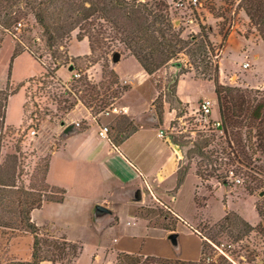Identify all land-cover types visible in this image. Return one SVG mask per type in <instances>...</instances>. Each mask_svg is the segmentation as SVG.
Masks as SVG:
<instances>
[{"label":"rangeland","instance_id":"374dc122","mask_svg":"<svg viewBox=\"0 0 264 264\" xmlns=\"http://www.w3.org/2000/svg\"><path fill=\"white\" fill-rule=\"evenodd\" d=\"M143 1L153 6L154 0ZM166 2L170 17L175 25L181 27L184 38L199 33V23L211 28L208 31L213 44L211 58L212 63L218 64L219 71L221 50L231 35L234 39L224 51L221 65L223 80H220L219 72V81L236 87L237 94L246 96L252 106L257 101L264 100V44L257 29L240 8V0H198L196 5L187 7H177L173 0ZM93 28L95 32L98 26L93 25ZM11 30L14 34H5L1 42L0 89H19L8 99L5 124L12 131L5 136L1 159L16 152L17 141L23 138L22 143H19L24 155L21 170L23 175L18 184L27 187V191L31 190L37 196L42 188L40 180L46 160L61 145V122H73L77 129L86 128L88 125L97 128L107 125V138L112 141L119 140L133 128L144 125L143 129L125 141L123 147L130 154L133 164L146 176L141 178L138 174L137 179L129 185L139 187L143 193L149 192L146 193V200L134 202L122 194L116 195L115 192L110 196L115 195L112 198V209L120 222L118 228H130L127 220L131 214L132 224L140 227L135 228V232H143L146 237L136 236V242L130 244V248L134 250H114L111 244L102 247L85 245L81 240L69 239L55 228L50 229L49 226H38L35 223L39 227L41 256L53 260H46L43 264H117L118 255L122 252L141 255L142 260L148 264H179V261L191 264H229L215 255L212 243L243 236L253 227L264 234V178L259 182L251 181L247 176L249 170L228 158L229 149L222 135L216 133L208 146L209 151L218 150V154L214 153L212 156L218 162L212 164L214 167L218 166L219 170H212L211 165L207 170L205 166L202 167L204 174L213 173L214 177L207 176V180H201L196 176V169L203 159L198 155L187 157L193 141L200 139L199 131L210 134V129L207 126L202 127L193 111L201 100L199 97L210 96L216 99L212 81L192 68L190 72L182 75V78L187 76L184 81L178 80L191 109H186L184 104L164 100L160 115L159 98H165V95L168 98L172 77L177 72L173 65L164 66L147 77L141 72L142 68L137 62L128 59L133 56L125 53L118 42L110 44V48L103 46L102 50L97 49L93 59L96 55H102L103 58L94 62L92 58H85L90 54V49L88 54L81 55L87 51V46L78 44L76 40L71 45V51L74 55L81 56H71L69 41L66 49L69 59L66 61L68 63H64L65 56L55 57L53 51L48 49L41 28L31 15L27 19L22 17L20 25L12 26ZM75 31L78 33V29H74L72 33ZM225 34L227 38L222 44ZM86 41L88 42L87 39ZM17 44L28 47L40 56V63L29 52H22L12 60ZM239 49L246 51L240 52ZM116 51L120 54V59L114 63L112 55ZM255 54L259 55L258 58L254 57ZM178 60L187 67L195 65V61L184 54ZM56 62L64 63L56 71V78H46L45 68L50 66L53 69ZM73 63L78 67L76 72L86 80L76 82L72 79L74 70H69L68 67ZM244 63H248L247 68L243 66ZM76 91L77 94H71ZM89 93L93 94L94 100L90 99ZM55 97L66 99L67 103L74 102L73 109L66 114L62 113L57 109ZM61 104L64 105V102ZM113 107L118 108L117 112H104L111 111ZM184 110L185 114L178 116ZM212 118H219L217 102L213 105ZM159 129H163L168 137L171 135L172 141L178 144L174 145L177 155L182 162L189 164L190 169L180 186L177 185L171 150L165 143L169 140L165 141L157 135ZM255 129V125L241 128L243 139L245 140L249 130L254 135ZM191 131L195 133L192 134ZM256 143L257 140L253 137L254 149ZM223 149L225 153H222ZM249 153L254 165L264 166L263 152L256 150L252 154V149H249ZM230 169L241 176V183H235L229 177L227 171ZM225 175H228L225 182L227 184L222 182ZM51 191L53 195L56 194L54 189ZM195 199L198 201V208ZM83 203L86 207L73 200L68 201L65 206L48 204L39 212V217L60 224L70 236L83 234L90 225L95 206L99 204L94 201ZM256 205L261 217L255 211ZM236 214L251 225L250 229L239 223ZM117 216L102 225L104 230L106 226L116 222ZM225 217H230V220L226 222ZM172 232L178 233L177 249L168 239ZM33 240V234L23 230L22 226H0V264L30 262ZM208 256L213 257V260L208 261ZM255 264H264V252Z\"/></svg>","mask_w":264,"mask_h":264},{"label":"trees","instance_id":"16d2710c","mask_svg":"<svg viewBox=\"0 0 264 264\" xmlns=\"http://www.w3.org/2000/svg\"><path fill=\"white\" fill-rule=\"evenodd\" d=\"M239 6L249 18L250 23L257 29L264 44V0H240ZM168 7L169 5L166 0H154L153 6H150L149 2L143 0H0V49L3 36L5 34L13 35L14 32L11 30V27H16L22 17L27 19L29 15L34 18L37 26L41 28L44 42L48 49L53 51V56H65L64 63H68L66 62L69 59L66 49L74 29H78L76 36L78 41L84 38L88 40L90 54L85 58H92L94 62H98L103 58L102 55H96L93 59L97 49L102 50L103 46L107 49L110 48V44L118 42L123 46L124 52L133 56L142 70L148 75H153L167 65H173L177 69L171 80L172 86L168 98L166 95L165 98L158 97L161 105L159 107L160 112L158 111L160 115L162 114L164 100L169 103L174 101L178 104H184L187 109L188 104L181 101L177 95L176 88L178 80L182 75L190 72L193 68L195 72L213 82L219 119L221 121L218 129L223 131L222 138L229 149V153H227L228 158L243 168L248 169L250 172L247 171V176L251 181H261V178H264V166L254 165L249 149H252V154L256 150L264 153V100L257 101L252 106L246 96L237 94L236 87L221 83L219 81L218 64L212 63L211 58V55H213V44L208 35V31L211 28L199 23V33L191 34L186 39L182 36L183 31L181 27L175 25L170 17ZM93 25L98 26L95 32H93ZM226 38L227 35H223L222 44L225 43ZM22 52H29L40 63V56H37L28 47L20 46L19 44L14 48L12 60ZM182 54L194 60L195 65L187 67V65L185 66L181 63L178 59ZM64 63L56 62L53 69L47 66L44 76L46 78H56V71ZM73 67L74 71L78 70L77 65L74 63ZM72 79L76 82L86 80L80 76L79 78H75L74 75ZM18 89L19 87L15 91ZM86 90L90 89L86 88ZM15 91L7 88L0 89V226L7 228L22 226L23 230H27L33 234L31 261H26V263L17 262L16 264H40L46 260H53L41 256L40 239L38 236L39 227L32 221L31 212L36 208H40L46 200L61 202L64 199L66 190L52 186L46 180L50 157L44 165V173L40 180L42 188L37 196L31 190L27 191V187L18 184L20 180L22 181L21 177L23 175L21 170L24 155L20 146L23 138L17 141L16 152L8 154L4 159H1V148L5 136L12 131L5 124L7 103L9 97ZM93 91L98 95L100 94L96 90ZM74 93L77 94V91L71 92V94ZM89 97L94 100L93 94L89 93ZM54 101L58 104L57 109L64 114L72 110L75 105L74 102L67 103L66 99L60 100L56 99V97ZM62 102H64V105L61 104ZM184 112L186 110L178 116H182L185 114ZM253 125L256 128L255 134L251 135V130H249L244 140L241 128H251ZM136 130L137 128H133L128 134L116 141L108 139L113 147H118L120 142ZM199 133L200 139L198 138L199 141H193V147L188 151L187 157L189 155L190 157L198 155L203 159L197 165L196 176L201 180H207V176L214 177L215 175L208 172L204 174L202 171L203 166L206 167V170L209 165H211L212 170H219L218 166H213L218 160L216 161L212 157L214 153L218 154V150H208V146L213 141L216 133L212 129H210L209 135L206 134V131H199ZM253 137L257 140L255 149L252 145ZM174 145L178 146L176 142L172 141L170 148L174 156L177 185L180 186L190 167L188 163L181 161ZM222 153H225L224 149ZM228 172L229 170L227 174H229ZM227 177L228 175H225L222 178L223 183L227 182ZM256 188L255 190H258ZM51 189L55 190V195L52 194ZM255 208L261 217L258 206L256 205ZM235 216L240 224L250 229L251 225L247 221L237 214ZM225 220L228 222L230 217H225ZM64 244H68V242L65 241ZM122 263L148 264L145 260H142L141 255L125 252L120 253L117 258V264ZM178 263L191 264L181 261Z\"/></svg>","mask_w":264,"mask_h":264},{"label":"crops","instance_id":"0c3cea01","mask_svg":"<svg viewBox=\"0 0 264 264\" xmlns=\"http://www.w3.org/2000/svg\"><path fill=\"white\" fill-rule=\"evenodd\" d=\"M76 33V31L72 33V38L69 44V52L71 56H81L88 54V42L86 41V39L78 41L76 39ZM233 39L234 38L229 35L226 46H224L221 50V57L219 60V72L221 81L223 80V71L221 69V65L224 59V51L233 41ZM75 40L78 44H86L87 51L83 52L81 55H74L71 51V45ZM239 51L245 52L246 50L239 49ZM258 56V54H255L254 57L258 58ZM128 59L132 62H137L134 57H129ZM141 72L145 74L144 76H149L143 70H141ZM182 77L180 78V81H184L187 76H185L184 78ZM178 96L182 102L187 103L188 107H190V103L187 99L184 98L182 94L179 83ZM206 97L212 98L210 96H201L199 97V99ZM150 127L157 128L154 126ZM143 128L144 125H140L135 132H133L122 142H120L118 147H113L108 138L100 137L98 134L99 127L97 128L93 125H88L86 128H78L76 132L68 136L61 135L60 147L54 149L51 152L46 180L50 185L64 188L66 190L64 199L61 202L47 200L44 201L40 208L32 210V221L38 226H49L50 229L55 228L59 232L66 234L69 239L81 240L85 245L93 244L102 247L103 245L111 244V246L114 247V250H134L133 248H130V244H132V242H136V236L145 235L143 232H135V230H137L135 228L140 229V227L132 224L131 214L129 215V218L127 220V224L128 226H130V228L127 227V229L125 230L124 228H118L120 222L118 220L116 212L114 211V209H112V198H114L115 195L114 197L110 195L114 194L115 192L116 195L122 194L125 197L129 198L131 201H134L132 200V192L134 189L139 187H135L129 184L137 179L138 174L141 178H146V176L143 175L142 170L140 168H137L133 164L132 160L129 158L130 154L123 147V144L126 140L139 132L138 130ZM165 143L170 148V142L166 141ZM171 160L173 161V169L175 171L174 156L172 154V151ZM148 189L152 191L150 187ZM128 190L131 191L129 192ZM146 193L149 192L146 191ZM146 193H143L141 191L142 199L140 201L134 202H143L144 200H146ZM70 200H73L76 204L82 205H84L83 201L87 203H89L90 201H94L95 203L104 204L112 210V214L108 215L100 221H95L92 213L91 219L89 221V227L86 228L83 234L74 236L68 235L60 224L54 223L48 218L42 219L39 217V212L44 210L48 204L55 206H65ZM197 202L198 201L195 199V205L198 208ZM114 216H117L116 222L106 226L104 230L102 225H104L105 223H109L110 219L114 220ZM114 235L117 236L114 237ZM97 257H99V255H97ZM43 262H41L40 264H43Z\"/></svg>","mask_w":264,"mask_h":264},{"label":"built area","instance_id":"2783aa9c","mask_svg":"<svg viewBox=\"0 0 264 264\" xmlns=\"http://www.w3.org/2000/svg\"><path fill=\"white\" fill-rule=\"evenodd\" d=\"M197 1L198 0H173V3L177 7H187V5H196ZM243 66L247 67L248 63H244ZM73 75L75 78L80 76V74L76 71H73ZM215 103V99L209 97L202 98L198 102V106L193 111V114L196 116L198 122L202 124V127L207 126L208 129H212L215 133L222 135L223 131L218 129V127L221 125L220 119L212 118V109ZM117 110V107H113L111 111L107 110L104 112L109 114L112 111L117 112ZM108 132L109 127L107 125L99 126L98 134L100 137L107 138ZM191 133L194 134L195 132L191 131ZM157 135L162 139H168L167 133L163 129H160ZM228 173L229 177L233 178L235 183L242 182L241 176L236 175L233 169H230ZM212 245L215 250V255L223 258L229 264H255L257 263L260 254L264 252V234L261 230L253 227L243 236L237 237L235 239H223L221 241L212 243ZM207 260H213V257L208 256Z\"/></svg>","mask_w":264,"mask_h":264},{"label":"water","instance_id":"95a60500","mask_svg":"<svg viewBox=\"0 0 264 264\" xmlns=\"http://www.w3.org/2000/svg\"><path fill=\"white\" fill-rule=\"evenodd\" d=\"M119 59H120V54L118 52H115L112 55V62L115 63ZM68 68H69V70H74L73 65H70ZM61 125L63 127V129L61 131V135H63V136L71 135L72 133L76 132V130H77L76 125L73 122L68 123V124L61 122ZM168 140L170 143H172L171 135L168 137ZM141 199H142L141 189L140 188L134 189L132 192V200L140 201ZM110 214H112V210L104 204H97L94 208V211H93V217H94L95 221H100ZM168 239L174 248L177 249L179 247L178 233L177 232L170 233L168 236Z\"/></svg>","mask_w":264,"mask_h":264}]
</instances>
